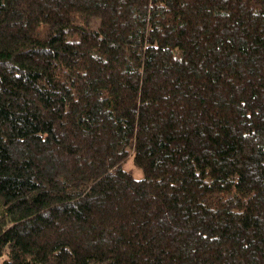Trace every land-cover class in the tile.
I'll list each match as a JSON object with an SVG mask.
<instances>
[{"label":"trees","instance_id":"1","mask_svg":"<svg viewBox=\"0 0 264 264\" xmlns=\"http://www.w3.org/2000/svg\"><path fill=\"white\" fill-rule=\"evenodd\" d=\"M0 257L264 264V0H0Z\"/></svg>","mask_w":264,"mask_h":264},{"label":"rangeland","instance_id":"2","mask_svg":"<svg viewBox=\"0 0 264 264\" xmlns=\"http://www.w3.org/2000/svg\"><path fill=\"white\" fill-rule=\"evenodd\" d=\"M124 167L129 169L135 176L139 177L141 175V168L136 166L131 159H128L124 163ZM2 263V258L0 257V264Z\"/></svg>","mask_w":264,"mask_h":264}]
</instances>
